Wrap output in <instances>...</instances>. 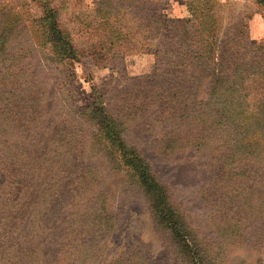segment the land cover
<instances>
[{"label":"rangeland","instance_id":"obj_1","mask_svg":"<svg viewBox=\"0 0 264 264\" xmlns=\"http://www.w3.org/2000/svg\"><path fill=\"white\" fill-rule=\"evenodd\" d=\"M49 1L74 40L78 60L59 63L36 46L43 32L40 0H0V30L7 19L12 23L7 46L29 84L42 92L45 117L35 130L55 120L85 141L95 130L81 117L86 107L98 103L122 116L124 144L141 154L169 190L172 211L194 247L184 254L157 221L137 177L119 166L122 153H112L110 145L107 156L90 144L91 168L84 163L78 173L77 166L59 165L60 180L50 184L51 191L26 196L22 207L9 206L23 187L11 184L0 166V264H264V79L254 73L257 65L264 69V3L213 4L221 46L214 47L210 67L223 69L230 90L223 98L212 94L226 102L220 120L199 141L195 118L191 127L167 121L171 97L134 98L142 75L158 61L165 68L170 50L189 34L178 23L168 29L149 23L153 8L160 4L167 17L185 19L189 0ZM202 1L192 3L199 8ZM114 36L127 44L120 57H108ZM211 80L204 78L189 98L213 106ZM90 173L91 181L78 178ZM71 184L79 189L75 194L68 191Z\"/></svg>","mask_w":264,"mask_h":264},{"label":"trees","instance_id":"obj_2","mask_svg":"<svg viewBox=\"0 0 264 264\" xmlns=\"http://www.w3.org/2000/svg\"><path fill=\"white\" fill-rule=\"evenodd\" d=\"M40 1L45 7L42 15L43 32L37 39L36 46L44 52L51 53L50 57L59 63L78 60L79 54L75 49L74 40L69 32L61 28L56 9L51 6L49 0ZM257 1L264 3V0ZM192 2L193 0H189L187 3L190 17L185 19L167 17L160 10V4H156L153 8L151 15L153 20L151 21L150 18L149 23L161 25L163 29L171 28L172 24L178 23L182 29H185L186 34L188 32L189 34L181 41L182 43L170 50L165 68L161 67L159 65L161 61H158L149 74L142 75L141 84L138 85L133 96L135 99L148 97L153 100L171 97L169 99L173 102L174 108L167 115V121L174 128H179L181 123L193 126L196 119L195 124H200L199 131H202V136L200 132L198 134V140L201 141L212 123L220 120L222 107L226 102L220 103L215 96L212 98V94L223 98L230 89L226 88L228 85L222 82L223 69L210 67V59L214 61L218 51L214 47L221 46V41L217 42L216 33L219 28L213 4L221 5V3L216 0H204L198 3L199 8H197ZM11 25V20L7 19L0 30V166L7 172L11 184L20 183L23 190L20 197L14 199L16 203L9 206L19 204L22 207L26 196L35 197V195L50 192L52 189L50 184L60 180L59 172H57L59 165L66 168L77 166L78 173L82 172L80 165L84 163L86 168H91L90 144L93 148H99L107 156L108 151L111 154L109 147L112 145L117 151L112 149V153H122L123 160L119 166L137 177L138 185L149 197L151 209L157 221L170 229L181 251L191 255L190 251L194 247V244H191L193 240L186 235L187 229L183 226L182 219L179 215L175 216L172 211L169 190L159 184L149 163L141 157V154L133 148L128 149L124 144L126 120L122 116L107 113L105 107H101L98 103L86 107L81 117L91 122V125L94 123L95 130L85 141L81 140L82 135L77 132L66 133L67 130L63 128V125L55 123V120H50L45 128L35 130L45 117L41 105L42 92L35 84H29L22 74V65L16 61V56L7 46V33L12 29ZM109 40V48L112 47L113 52L108 57H120L126 53L127 44H124V40L122 41L119 36ZM118 44L119 48H116ZM217 58L221 60L222 53ZM254 73L258 74L261 80L264 79V69L260 65H257ZM160 76L163 80L158 82ZM206 77L212 79L208 102L212 99L213 106L210 104L205 106L201 101L189 98ZM229 86L236 90V87ZM193 89L196 90L192 91ZM244 90H248V86ZM181 91H183L182 97L174 98L175 94ZM133 96H130L128 100ZM208 115V120L203 122ZM78 178L80 181H91L92 173L87 179L81 176ZM44 182L48 186L46 191L42 189ZM78 190L72 184L68 189L73 194ZM36 191H38L37 194H35ZM191 257L195 258V256Z\"/></svg>","mask_w":264,"mask_h":264}]
</instances>
